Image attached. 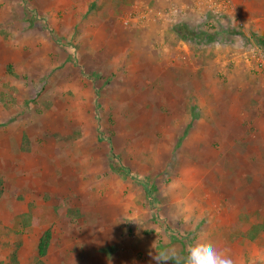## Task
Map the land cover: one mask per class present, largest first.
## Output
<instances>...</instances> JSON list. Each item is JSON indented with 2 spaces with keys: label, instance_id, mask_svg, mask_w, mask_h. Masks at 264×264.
<instances>
[{
  "label": "rangeland",
  "instance_id": "374dc122",
  "mask_svg": "<svg viewBox=\"0 0 264 264\" xmlns=\"http://www.w3.org/2000/svg\"><path fill=\"white\" fill-rule=\"evenodd\" d=\"M133 1L138 0L125 3V14L134 7ZM83 3L79 2V8L73 0H0V14L6 16L8 10L13 17L0 27L5 32L14 23V35L9 36L14 66L4 69L5 78L0 76V264L16 262L21 240L28 233L23 216L17 213L27 199L32 204H57L72 220L96 217L86 208H106L109 198L112 205L127 200L132 204L129 224L122 229L131 239L136 236L133 221L138 220V208L145 211L143 221H169L163 209L152 208L158 202L150 206L147 199L139 205L138 190L141 184H153L154 198L166 192L172 176L169 161L173 153L182 155L186 135V130L175 125L199 121L198 115L193 108L177 113L167 99L142 98V92L138 93V31L122 26L119 17L125 14H120L115 21L119 28L102 33L96 21L90 20L97 10ZM28 26L31 53L27 48L17 50ZM57 27L61 32H56ZM172 34L167 38L165 32L162 43L177 44L180 39ZM18 55L24 56L18 59ZM151 165L154 168L149 172ZM261 165L247 164L254 171ZM231 167L237 164H219L221 172L232 171ZM238 168L247 167L240 162ZM138 170L148 173L139 178ZM254 177L249 179L254 185L262 181L260 175ZM220 204L223 212L239 213L225 195ZM10 208L16 214L12 227L4 224ZM256 213L250 211L252 218L238 215L228 221L230 227L223 226V250L230 252L234 264H264V232L257 233L260 226L250 228L252 219L262 216ZM185 227L181 222L176 229L187 238L191 232H184ZM184 244L181 254L190 242L185 239ZM3 251L13 252L7 255V263ZM136 257L139 261L141 254Z\"/></svg>",
  "mask_w": 264,
  "mask_h": 264
},
{
  "label": "crops",
  "instance_id": "0c3cea01",
  "mask_svg": "<svg viewBox=\"0 0 264 264\" xmlns=\"http://www.w3.org/2000/svg\"><path fill=\"white\" fill-rule=\"evenodd\" d=\"M73 1L79 8L82 7L79 2H85L89 8L96 9L90 20L96 21V29L107 34L110 29L119 28L115 21L120 14H125V3L132 0ZM168 2L170 0H138L133 4L137 9L145 5L163 9ZM234 2L246 24L245 31L238 30L233 19L220 22L213 30L202 31L193 17L172 27L152 23L130 28L138 31V93L142 92L141 97L167 99L177 113L193 108L198 115L199 121L190 122L189 119L175 125L176 129L186 130V135L182 139V155L173 153L174 157L169 161L172 176L166 192L154 198L153 184H141V190H138V204L147 199L152 203L150 206L158 202L152 208L163 209L169 221L164 220L166 224L143 221L145 211L138 208V220L133 221L136 236L131 239L122 229L129 224L132 204L127 200L112 205L109 198L106 208L104 205L86 208L96 217L72 220L57 204L39 201L32 204L27 199L21 212L17 213L23 216L22 225L28 228V233L21 240L15 264L35 262L36 245L46 231L50 233V242L41 259L43 264H155L150 253L154 255L167 247H175L180 253L185 239L192 244L200 232L207 233L223 250V226L230 227L229 220L238 215L250 217V211L256 210V216H262L256 218L254 214L250 228L260 226L262 230L257 233L264 232V72L245 60L252 45L264 53V0ZM148 3H152L151 6ZM6 13V16L0 14V26L7 20L10 23L13 18L8 10ZM9 26L11 28L5 32L0 27V76H4V69L14 66L9 54L14 49L9 42V36L14 35L11 32L14 23ZM29 27L23 30L18 51L23 52L26 48L31 51L29 37L32 30ZM181 27L185 31L180 34L177 30ZM57 29L56 32H61V27ZM165 32L167 38L171 33L177 34L180 41L175 45L163 44ZM18 56L21 59L24 55ZM240 162L245 163L246 170L238 168ZM256 162L262 163L257 171L247 166ZM220 163L237 164V167L221 172ZM153 168L151 165L149 172ZM144 172L147 174L148 170H138V177ZM251 175L254 178L260 175L262 181L254 185L249 180ZM111 192L110 189L106 193L111 195ZM224 195L232 206H236L237 216L232 214L234 211L226 213L219 209ZM239 195L248 199L239 201L235 197ZM166 206L169 207L167 211ZM216 209H219L218 214H215ZM15 215L14 209L10 208L4 224L14 226ZM258 221L261 222L258 224ZM181 222L187 226L184 232H191L187 238L176 229ZM194 227L201 229L197 231ZM242 240L246 243V239ZM138 252L141 254L139 261ZM2 253V259L7 263V255L13 252Z\"/></svg>",
  "mask_w": 264,
  "mask_h": 264
},
{
  "label": "built area",
  "instance_id": "2783aa9c",
  "mask_svg": "<svg viewBox=\"0 0 264 264\" xmlns=\"http://www.w3.org/2000/svg\"><path fill=\"white\" fill-rule=\"evenodd\" d=\"M190 17H193L204 31L215 29L220 22L222 24L227 19H233L238 30H245V23L234 0L170 1L163 9H153L147 5L139 9L133 7L120 19V23L125 28L134 25L145 27L152 23L172 27L184 23ZM245 60L264 72V53L258 46H251L246 52Z\"/></svg>",
  "mask_w": 264,
  "mask_h": 264
},
{
  "label": "clouds",
  "instance_id": "9594fccd",
  "mask_svg": "<svg viewBox=\"0 0 264 264\" xmlns=\"http://www.w3.org/2000/svg\"><path fill=\"white\" fill-rule=\"evenodd\" d=\"M140 225V224H139ZM155 264H234L233 259L220 249L205 232H200L198 239L190 244L184 254L175 247H167L151 254Z\"/></svg>",
  "mask_w": 264,
  "mask_h": 264
},
{
  "label": "trees",
  "instance_id": "16d2710c",
  "mask_svg": "<svg viewBox=\"0 0 264 264\" xmlns=\"http://www.w3.org/2000/svg\"><path fill=\"white\" fill-rule=\"evenodd\" d=\"M184 27H181L177 30L178 33L184 32ZM2 179L0 178V193L2 192ZM50 242V233L48 231L44 232L42 236L40 237L37 245H36V256H37V262L35 264H43L41 261L42 257H44L46 250L49 246Z\"/></svg>",
  "mask_w": 264,
  "mask_h": 264
}]
</instances>
